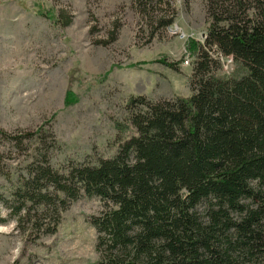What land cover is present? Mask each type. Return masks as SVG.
<instances>
[{
  "label": "trees",
  "instance_id": "1",
  "mask_svg": "<svg viewBox=\"0 0 264 264\" xmlns=\"http://www.w3.org/2000/svg\"><path fill=\"white\" fill-rule=\"evenodd\" d=\"M134 2L142 14L156 3ZM205 13L202 45H187L190 96L130 97L133 133L111 158L59 173L42 155L13 191L15 213L29 203L44 208L35 222L51 211L55 221L77 198H98L101 210L89 217L96 264H264V0H206ZM212 47L235 76L216 75ZM0 134L17 146L43 142L40 130Z\"/></svg>",
  "mask_w": 264,
  "mask_h": 264
},
{
  "label": "rangeland",
  "instance_id": "2",
  "mask_svg": "<svg viewBox=\"0 0 264 264\" xmlns=\"http://www.w3.org/2000/svg\"><path fill=\"white\" fill-rule=\"evenodd\" d=\"M154 1L142 14L134 0H0V133L40 130L43 140L17 146L0 134V264H96L89 217L101 210L98 198L81 196L55 221L51 211L35 222L44 208L27 203L15 213L13 191L44 154L59 173L111 158L133 133L130 97L190 96L187 45L203 43L206 0ZM162 16L172 24L157 27ZM209 54L217 76H235L232 62L213 47ZM115 123L126 129L117 133Z\"/></svg>",
  "mask_w": 264,
  "mask_h": 264
},
{
  "label": "built area",
  "instance_id": "3",
  "mask_svg": "<svg viewBox=\"0 0 264 264\" xmlns=\"http://www.w3.org/2000/svg\"><path fill=\"white\" fill-rule=\"evenodd\" d=\"M227 60H229V62H231V60H230V59H227ZM183 64L187 65V64H188V62H187V61H185Z\"/></svg>",
  "mask_w": 264,
  "mask_h": 264
}]
</instances>
